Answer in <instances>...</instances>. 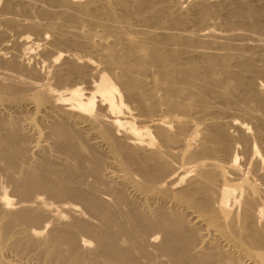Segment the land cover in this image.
<instances>
[{
  "label": "bare ground",
  "instance_id": "6f19581e",
  "mask_svg": "<svg viewBox=\"0 0 264 264\" xmlns=\"http://www.w3.org/2000/svg\"><path fill=\"white\" fill-rule=\"evenodd\" d=\"M227 1L5 2L61 51L0 31V264H264V9Z\"/></svg>",
  "mask_w": 264,
  "mask_h": 264
},
{
  "label": "rangeland",
  "instance_id": "374dc122",
  "mask_svg": "<svg viewBox=\"0 0 264 264\" xmlns=\"http://www.w3.org/2000/svg\"><path fill=\"white\" fill-rule=\"evenodd\" d=\"M7 1L8 0H0V14L1 13H6L7 14V17L8 16H10L11 18L13 17V18H15L16 20H17V22H18V26L17 27H15V29L13 28H10V27H7L6 25H4V24H2V25H0V31L1 32H5V34H9L8 35V37L11 39V41H15V40H24V41H27V42H33V40H34V43H35V46L34 47H32L31 48V50H30V56L31 57H33V58H31V64L33 65V66H35V68L38 70V71H40V72H47V66H46V64L48 65V62L51 60V59H53L54 57H55V53L53 52V51H57L58 49H55V50H53L52 52L50 51V49H52L51 48V46H50V44L49 43H51V41H52V38L50 37L51 36V29H52V27L53 26H51L52 24H51V22L49 21V20H44L42 17H40L39 15V13H38V10L37 9H33V10H31L30 12H28V13H22V14H20V12H18L19 10L17 9V8H15V10H13L12 9V11H10V9L12 8V6H8L10 9H9V11H7V10H4V5L7 3ZM175 1H177V2H182V7H183V9L184 10H187V8L189 9L190 7H191V5H193V4H195V3H198V2H206V3H209V4H211V5H220V4H223V5H225V2L227 3L228 1L227 0H225V2H224V0H175ZM198 1V2H197ZM236 1H239V0H236ZM245 1V2H244ZM248 1H250V2H248ZM247 2H246V0H240V2L239 3H253L252 5L253 6H255V7H263V9H264V0H248ZM6 2V3H5ZM214 2V3H213ZM216 2V3H215ZM217 2H218V4H217ZM255 2V3H254ZM3 3V4H2ZM259 4V5H258ZM189 6V7H188ZM3 10V11H2ZM15 11V12H14ZM4 14H1V16H3ZM14 14V15H13ZM12 15V16H11ZM19 15V16H18ZM6 16V15H5ZM25 18V19H24ZM19 19V20H18ZM32 19V20H31ZM36 20H37V22H36ZM225 20H226V17H225V15L224 14H220V15H218V16H213V17H210L209 19H208V21H207V23H206V25H205V27L206 26H210V28H213V26H214V28L213 29H215V30H225V29H227V28H229V26L228 25H226V22H225ZM250 20V19H249ZM24 21V22H23ZM31 21V22H30ZM39 22V23H38ZM42 23V25H41V23ZM49 22H50V24H49ZM28 23V24H27ZM45 23V24H44ZM20 24H22L23 26H20ZM30 24V25H29ZM36 24V25H35ZM48 24V25H47ZM29 25V26H28ZM31 25H33V26H37V29H38V31L39 32H41V31H43V32H41L42 34V36L43 35H45L46 34V36H47V43H44V44H42L41 42H39V41H37V43H36V40L37 39H39V36L37 37V34H35L36 32L34 31L33 32V26H31ZM39 25H41V26H43V27H41V26H39ZM195 25H196V27H195ZM28 26V27H27ZM31 26V27H30ZM45 26V27H44ZM198 25L197 24H194V23H192V24H189L187 27H188V30H195V29H198V28H201L202 26L201 25H199L198 27H197ZM212 26V27H211ZM7 27V28H6ZM186 27V28H187ZM4 28V29H3ZM32 30H31V29ZM202 28H204V27H202ZM216 28H218V29H216ZM42 29V30H41ZM30 30V31H29ZM41 30V31H40ZM242 30V29H241ZM18 31V32H17ZM49 31V32H48ZM32 32V33H31ZM242 32H245V31H242ZM18 33V34H17ZM248 33V32H247ZM36 35V36H35ZM49 35V36H48ZM23 36V37H22ZM28 36V37H27ZM15 37V38H14ZM36 37V38H35ZM253 37H257L256 36V34H255V36H254V34H253ZM32 39V40H31ZM261 39V38H260ZM16 41V42H17ZM50 41V42H49ZM262 41H264L263 39H262ZM237 43V42H236ZM10 45H11V47H13L14 46V44H13V42H10L9 43ZM41 46H40V45ZM13 45V46H12ZM16 46V45H15ZM31 46V45H30ZM30 46H27V48H30ZM17 48V47H16ZM15 48V49H16ZM15 49H13V50H15ZM58 51H61L60 49L58 50ZM51 53V54H50ZM54 53V54H53ZM264 54V53H263ZM54 55V56H53ZM28 56V55H27ZM53 57V58H52ZM43 58V59H42ZM42 61H44V62H42ZM264 64V59H263V61L261 62L260 61V63H259V65H261V66H263L262 64ZM47 67V68H46ZM45 68V69H44ZM46 70V71H44V70ZM49 69V68H48ZM234 116H236V118H240V116H238V114L237 115H234ZM238 116V117H237ZM242 119H244V118H242ZM244 120H246V119H244ZM34 142H33V145H31V146H34L35 144H37L36 143V140L34 139L33 140ZM40 141V144L42 145L43 143V145H45V142H43L44 141V139L43 140H39ZM41 142H43V143H41ZM31 149H33V151L31 150ZM30 149V151H32V152H30L29 151V155H30V161H31V163L32 162H34V161H36V158L38 159L39 158V156H38V153H39V151L37 150L36 151V153H35V149L34 148H31ZM53 151V150H52ZM38 152V153H37ZM48 157L49 158H51V157H53L52 159L53 160H55L56 161V163H58V161H59V163H58V165L59 166H61L60 164L62 163L63 164V159H61V155H59V154H57V152L55 151V153L54 152H51V150H49L48 151ZM51 155V156H50ZM32 156V157H31ZM55 158V159H54ZM57 158H59V159H57ZM62 161V162H61ZM61 162V163H60ZM3 172V171H2ZM1 172V177H0V182L5 186H3L4 188H5V191L7 192V194H9L8 196L10 197V198H12L13 196H10V194L12 193L11 191V186L9 185V183H8V181H7V179H6V176H4L5 174H6V172H5V174L4 173H2ZM89 179V180H88ZM91 181L90 180V178H82V180L78 183V187L80 188L81 187V189L82 190H88L87 188H88V184L87 183H89L88 181ZM86 181V182H85ZM1 184V185H2ZM7 186H6V185ZM80 184V185H79ZM87 185V186H86ZM8 186H10V187H8ZM13 194V193H12ZM42 198H46V196H44L43 197V195H40ZM11 200H14V201H17V199H16V197H13ZM45 200H47V198L45 199ZM47 201H49V200H47ZM69 201H71V200H67V201H65V202H63V203H70V204H77V203H75L74 201L73 202H69ZM50 202V201H49ZM54 203V202H53ZM55 204H61L60 202L58 203V202H56ZM78 206V207H77ZM76 207L77 208H79V210L81 209L80 208V206L77 204L76 205ZM119 219H121V217H118ZM66 219H68V218H66ZM12 255L13 254H7V256L6 257H4L2 260H5V261H13L14 259V262L15 263H17V264H36L32 259H30V257L28 258V257H19V258H22V259H24L25 261H27V262H25L24 260H22V259H19L18 258V256H14L13 255V257H12ZM9 260H8V259ZM17 258V259H16ZM7 259V260H6ZM13 259V260H12ZM17 260V261H16ZM31 260H32V262H31ZM19 262H22V263H19ZM25 262V263H24Z\"/></svg>",
  "mask_w": 264,
  "mask_h": 264
}]
</instances>
